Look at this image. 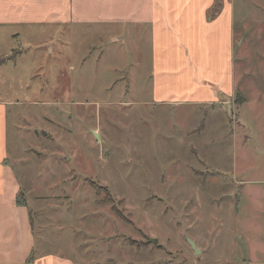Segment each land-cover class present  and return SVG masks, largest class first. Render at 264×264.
Here are the masks:
<instances>
[{"label":"rangeland","instance_id":"rangeland-1","mask_svg":"<svg viewBox=\"0 0 264 264\" xmlns=\"http://www.w3.org/2000/svg\"><path fill=\"white\" fill-rule=\"evenodd\" d=\"M228 3L236 81L219 110L151 105L147 31L74 24L8 40L7 154L33 256L264 264L246 250L264 241V0ZM246 180L258 185L245 195Z\"/></svg>","mask_w":264,"mask_h":264},{"label":"crops","instance_id":"crops-1","mask_svg":"<svg viewBox=\"0 0 264 264\" xmlns=\"http://www.w3.org/2000/svg\"><path fill=\"white\" fill-rule=\"evenodd\" d=\"M213 3L214 0H0V264H74L55 253L28 260L36 251V236L30 214L16 203L22 185L7 154L9 104L19 105V101L3 98V86L8 80L5 65L10 61L8 40L18 38L20 29L62 30L74 24L128 26L135 33L147 31L151 44V105L212 106L219 110L232 99L235 89L233 12L228 0H223L210 19L208 12ZM16 60L14 57L13 64ZM252 183L258 185L246 180L245 195ZM251 202L253 198L247 197V203ZM246 250L253 260L264 258V241H254Z\"/></svg>","mask_w":264,"mask_h":264},{"label":"water","instance_id":"water-1","mask_svg":"<svg viewBox=\"0 0 264 264\" xmlns=\"http://www.w3.org/2000/svg\"><path fill=\"white\" fill-rule=\"evenodd\" d=\"M149 240H150L152 243H156V242H157V239H155V238H149ZM191 244H193V243L191 242Z\"/></svg>","mask_w":264,"mask_h":264},{"label":"trees","instance_id":"trees-1","mask_svg":"<svg viewBox=\"0 0 264 264\" xmlns=\"http://www.w3.org/2000/svg\"><path fill=\"white\" fill-rule=\"evenodd\" d=\"M19 203V201H18ZM31 223H32V220H31ZM34 258L33 254L28 258V260H32Z\"/></svg>","mask_w":264,"mask_h":264}]
</instances>
